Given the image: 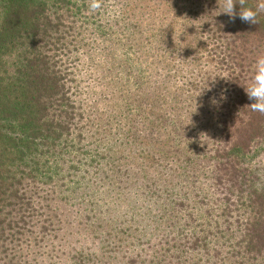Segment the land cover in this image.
<instances>
[{
	"label": "trees",
	"instance_id": "1",
	"mask_svg": "<svg viewBox=\"0 0 264 264\" xmlns=\"http://www.w3.org/2000/svg\"><path fill=\"white\" fill-rule=\"evenodd\" d=\"M223 10L0 0V264H264V12Z\"/></svg>",
	"mask_w": 264,
	"mask_h": 264
},
{
	"label": "clouds",
	"instance_id": "2",
	"mask_svg": "<svg viewBox=\"0 0 264 264\" xmlns=\"http://www.w3.org/2000/svg\"><path fill=\"white\" fill-rule=\"evenodd\" d=\"M239 3V18L250 23H257V17L260 12H264V0H259L256 8L245 7L240 0H223L224 10L221 13H226L230 17H235L234 5ZM245 93L251 103L248 105L252 111L264 113V56L256 59L252 76L244 87Z\"/></svg>",
	"mask_w": 264,
	"mask_h": 264
}]
</instances>
